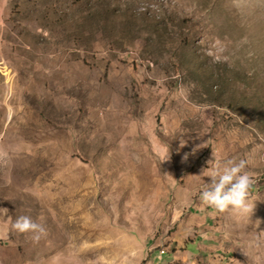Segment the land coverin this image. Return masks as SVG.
I'll use <instances>...</instances> for the list:
<instances>
[{"label":"rangeland","instance_id":"374dc122","mask_svg":"<svg viewBox=\"0 0 264 264\" xmlns=\"http://www.w3.org/2000/svg\"><path fill=\"white\" fill-rule=\"evenodd\" d=\"M0 149V264H264V0H0Z\"/></svg>","mask_w":264,"mask_h":264},{"label":"clouds","instance_id":"9594fccd","mask_svg":"<svg viewBox=\"0 0 264 264\" xmlns=\"http://www.w3.org/2000/svg\"><path fill=\"white\" fill-rule=\"evenodd\" d=\"M183 144L181 141V145ZM213 155L216 158L214 151ZM169 158L170 156L165 157L164 161ZM7 159L8 153L0 149V163L6 162ZM246 168V160H241L239 163L229 161L222 168L218 166L212 167L207 173L209 178L208 186L199 193L201 203L213 208L218 213L232 212L244 217H251L255 208V201L250 200V189L254 179L246 171ZM6 213L7 209H4V214ZM12 231L20 234L31 233L32 239L36 242L46 234L44 226L33 221L28 216L16 218L10 226L0 224V240L7 239Z\"/></svg>","mask_w":264,"mask_h":264}]
</instances>
